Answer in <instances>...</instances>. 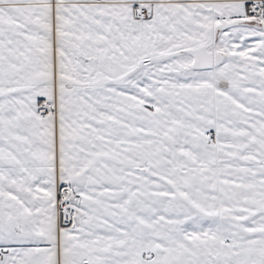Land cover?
<instances>
[{"label":"snow or ice","instance_id":"snow-or-ice-1","mask_svg":"<svg viewBox=\"0 0 264 264\" xmlns=\"http://www.w3.org/2000/svg\"><path fill=\"white\" fill-rule=\"evenodd\" d=\"M0 264H264V0H0Z\"/></svg>","mask_w":264,"mask_h":264}]
</instances>
